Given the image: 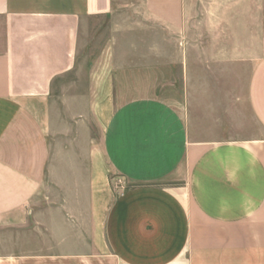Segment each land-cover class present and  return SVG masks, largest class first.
<instances>
[{"label":"crops","instance_id":"obj_1","mask_svg":"<svg viewBox=\"0 0 264 264\" xmlns=\"http://www.w3.org/2000/svg\"><path fill=\"white\" fill-rule=\"evenodd\" d=\"M97 258L264 264V0H0V264Z\"/></svg>","mask_w":264,"mask_h":264},{"label":"rangeland","instance_id":"obj_2","mask_svg":"<svg viewBox=\"0 0 264 264\" xmlns=\"http://www.w3.org/2000/svg\"><path fill=\"white\" fill-rule=\"evenodd\" d=\"M90 25L92 27L91 31L93 32V37H96V42L93 40L91 42V44L87 45V48L83 51L82 55L84 56L83 62H84V66H81L80 70H78L80 74H89L92 72V65L91 61L93 59H96L101 51H103V47L104 45L107 44V40L106 37L109 36V32H108V27L109 25V18L107 17H96L95 20H92L90 22ZM76 73V72H75ZM129 185L128 181H126V179L122 176L119 175L116 176L115 178V184L114 187L116 186L117 188V194L119 193L120 190H123L124 188H127ZM119 187V189H118ZM113 264V262H110L109 260H105L103 259L102 261H100L99 258L96 259V264Z\"/></svg>","mask_w":264,"mask_h":264}]
</instances>
